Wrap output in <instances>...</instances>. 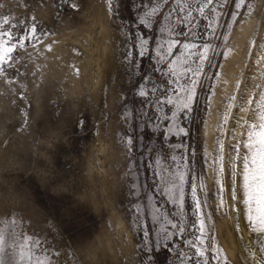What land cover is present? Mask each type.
Returning a JSON list of instances; mask_svg holds the SVG:
<instances>
[{"label":"rangeland","instance_id":"obj_1","mask_svg":"<svg viewBox=\"0 0 264 264\" xmlns=\"http://www.w3.org/2000/svg\"><path fill=\"white\" fill-rule=\"evenodd\" d=\"M141 2L0 0V17L34 22L41 37L13 53L15 70L0 76L4 264H192L183 259L192 254L187 233L167 223L177 209L154 185L169 165L193 168L202 185L208 264H264V234L253 232L238 202L239 167L236 200L228 177L233 146L246 154L247 131L259 122L258 101H247L264 93V0H248L251 14L241 9L235 22L231 7L218 9L212 27L214 17L193 13L204 34L196 43L211 41L215 55L199 77L194 110L179 121L162 119L173 106H151L160 92L147 104L138 95L145 74L161 90L173 80L154 70H166L155 57L163 40L156 23L141 26ZM156 19L180 30L175 16ZM177 125L188 135L168 131ZM220 156L222 172L212 163Z\"/></svg>","mask_w":264,"mask_h":264},{"label":"snow or ice","instance_id":"obj_2","mask_svg":"<svg viewBox=\"0 0 264 264\" xmlns=\"http://www.w3.org/2000/svg\"><path fill=\"white\" fill-rule=\"evenodd\" d=\"M109 3L111 4V0H109ZM71 6L73 8L77 7L75 3H72ZM226 6L233 9L229 13V19H232L233 22H235L236 17L241 15V9H244L248 14L252 12V5L248 0H148L146 4L142 0L139 6L142 11V15H140L141 26L147 28L156 23L163 40L162 43L155 41L157 45L155 57L157 64H162L166 70L159 68L154 70L160 72L162 76L173 77V80L170 87L161 90L145 74L141 84L137 86L140 89L138 95L144 98L147 104L150 102V93L156 95L157 92H160V95H156L155 101H151V106L155 108L157 105L163 106L165 103L173 106L172 115L162 117V119L179 121L182 116L194 110L198 100L199 77L206 75L203 72L204 65L207 62L211 66V57L215 55V46L211 41L206 40L202 44L196 43V39L203 38L204 34L197 32L195 23L197 16L193 13L205 20L209 16L214 17L215 20L208 25L212 27V24L218 23L220 16L223 15L218 9H223ZM0 7H3V5L0 4ZM173 16L179 21V31L176 27L167 25L159 27L157 17L162 20H171ZM12 20H15V23ZM12 20L8 16L0 17V76H7L8 68H14L16 57L13 56V53L18 54L25 49L26 45L32 44L34 41L39 42L41 39L37 25L34 22L22 23L15 17ZM31 21H35V17H31ZM165 35H167L166 39L164 38ZM181 36L183 40L180 39ZM213 36H215V28H213ZM147 45L148 40L145 38L141 43V49L144 50L138 51L137 55L140 57L145 56ZM178 49H183V51L173 59L174 50ZM143 80H148L151 83L150 89L145 86ZM169 90L178 93L175 99L167 95ZM162 96L166 99H161ZM253 99L258 101L260 109L258 113L259 122L252 123L250 130L247 131V141L243 144L246 154L240 155L237 146H233L235 156L230 157L228 177L231 186L230 195L233 200H236L234 186L237 179L236 168L239 167L241 185L238 202L246 210L245 214L253 232L264 234V93L249 99L247 102L251 104ZM253 111L255 113V110ZM168 131L173 135L181 133L184 136L188 135L185 127L179 125L174 129H168ZM190 155L194 156V152ZM166 159L167 157H165ZM173 160H175L174 157ZM237 160L239 164H237ZM212 163L216 165L217 171H223V156L214 158ZM177 167H179V171H176L171 165L167 169H162V174L158 180L154 181V185L158 186L162 194L167 195L169 202L177 209V212L167 220V223L172 228L177 229L180 234L187 233L185 241L192 254L185 253L183 259L191 260L192 264H201V261H203V264H208L207 254L209 249L205 247V217L207 213L203 210L207 200L203 198L202 185L193 183L194 169L188 167L187 172H185L184 165H178ZM220 188L223 191L222 185H220ZM198 189H200L199 192ZM186 197L190 201V207L187 209L185 208ZM221 204H223V201H221ZM137 211H139V208H137ZM188 215L193 219L187 225H182L180 222L186 220ZM253 221H255V226ZM192 228H196V231H190ZM164 231L167 233V229ZM33 242L39 243V241ZM5 243L4 230L0 229V264H4ZM261 251L264 252V248ZM180 255L181 253H177V256ZM36 264H50V261L37 259Z\"/></svg>","mask_w":264,"mask_h":264}]
</instances>
